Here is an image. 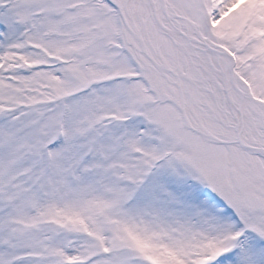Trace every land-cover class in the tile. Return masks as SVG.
Masks as SVG:
<instances>
[{
    "label": "snow or ice",
    "instance_id": "obj_1",
    "mask_svg": "<svg viewBox=\"0 0 264 264\" xmlns=\"http://www.w3.org/2000/svg\"><path fill=\"white\" fill-rule=\"evenodd\" d=\"M0 264H264V0H0Z\"/></svg>",
    "mask_w": 264,
    "mask_h": 264
}]
</instances>
